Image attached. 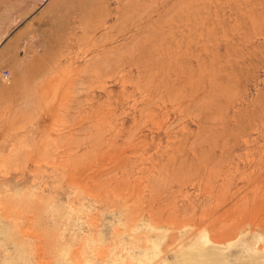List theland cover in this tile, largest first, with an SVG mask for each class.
<instances>
[{
	"label": "rangeland",
	"instance_id": "obj_1",
	"mask_svg": "<svg viewBox=\"0 0 264 264\" xmlns=\"http://www.w3.org/2000/svg\"><path fill=\"white\" fill-rule=\"evenodd\" d=\"M137 1L0 0V264H185L198 226L150 218V192L172 184L175 214L196 223L215 197L244 205L245 180L264 177V130L250 129L264 124V0H155L146 22ZM158 80L197 90L191 110L159 106ZM210 101L221 107L197 116ZM202 145L222 173L208 200L178 188L170 159ZM250 248L249 234L202 245L206 264H243Z\"/></svg>",
	"mask_w": 264,
	"mask_h": 264
},
{
	"label": "bare ground",
	"instance_id": "obj_2",
	"mask_svg": "<svg viewBox=\"0 0 264 264\" xmlns=\"http://www.w3.org/2000/svg\"><path fill=\"white\" fill-rule=\"evenodd\" d=\"M136 1L137 0H135V3H136ZM148 1H149L148 5L143 10L141 16L138 17V18L142 19L143 22L149 21L152 18V15L154 13H158L156 11V8H154V6H153V3L155 2V0H148ZM159 1H160L162 6H165L169 2V0H159ZM160 3H158V4H160ZM155 5H157V4H155ZM246 9H248V8H246ZM231 12H232V10H231ZM138 13H139V10H138ZM133 15L134 14H132L131 16H133ZM160 16H162V13ZM128 20H130V18ZM138 20L139 19L134 20L133 22H136ZM102 23L104 24V20L102 21ZM139 25H140V22H138V23L136 22V23H133L132 26H133V28L136 27V30H138V29H140ZM179 28L181 29V27H179ZM252 28L255 29V27H252ZM181 31H182V29H181ZM188 37H189V35H188ZM175 42H177V41H175ZM216 42H218V41H216ZM263 42H264V39H263ZM177 50H179V49H177ZM135 52H137V51H135ZM230 52H232V51H230ZM245 55H243V56H245ZM224 56L225 55H223V57ZM232 60H233V58H232ZM118 61L119 62H117L115 65L117 67L121 66V60L119 59ZM229 61L231 62V60H229ZM235 61H237V60H235ZM193 62H195V61H193ZM231 65H236V64L233 63ZM231 65L230 66L228 65V66L231 67ZM228 66H226V67H228ZM219 67H221V66H219ZM242 67H244V66H242ZM214 69H215V67H214ZM198 71H200V70H198ZM233 72H235V71H233ZM152 73H154V72H152ZM153 75H155V74H153ZM198 75H199V73H198ZM163 81H164V79H163ZM181 83H183V82H181ZM160 85H161L160 80H158L155 84H152L149 86L150 91L156 90L158 92V93L157 92L156 93L160 94L161 98H164L161 101V103L158 102L159 106L162 103L169 102L171 107L176 106L177 108L180 107V108L185 109V110H191L190 108L192 106H190V105H193V102L195 101V98L197 96V90H194L193 92H191V90H192L191 87H188L186 85H182L181 87H172V86L166 87L165 91L163 92L161 90H157V89H159ZM208 90H209V88H208ZM235 90H233V91H235ZM229 93H231V92H229ZM206 100H208V98ZM217 103L210 101L206 105L204 104L203 106H199L201 108L196 107V109H195L196 115L199 116V114H202L201 112L206 113L207 110H210L209 108H211V105L213 106L214 104H215L214 108H216V110L219 109V107H221L220 106L221 104H219V103L217 104ZM201 104H202V102H201ZM163 106L165 107V105H163ZM178 115H179V113H178ZM182 116H180V117H182ZM197 116H195V117H197ZM180 117H179V119H180ZM205 117L207 118V116H205ZM183 119H184V117H183ZM253 125H255V124H253ZM157 126H159V125H157ZM245 127L246 126H242V127L239 126L240 131H238V133H236V136L238 138H241V137L243 138L246 135L247 129H245ZM163 128H164V126H163ZM250 129H254V130L256 129L257 131L264 130V124L260 122V125H255L254 127H251ZM168 132H167V134H168ZM164 133H165V131H164ZM227 136L228 135H226V137ZM224 137H222V138H224ZM221 141H223V140H221ZM223 142H221L222 144L220 143L222 146H219V149H218L219 156H222L223 154L226 153L225 151H227L226 150L227 147L225 148V146H224L226 144H224ZM95 144H97V143H95ZM128 144L129 145H127V147H125L126 150L121 151V155L126 156V154H128V152L130 153L133 151L132 146H130L131 144L130 143H128ZM132 145H134V144H132ZM166 146H168V145L166 144ZM214 148H215L214 145H212V146L202 145L198 149H192L190 156H188L186 152L183 151V153H181V150H178L170 158L172 164L179 163V162L182 163L181 166L173 169V171L177 174L180 173V171H182V173H183V175L181 174L182 176L180 178V182L177 184L178 188H180L181 185L185 184L186 182H190L193 187L195 186L197 189L202 191L203 195L204 194L206 195V198H204L205 200L209 199V197H207V196L209 194H211L218 186H220L221 183H219V181L221 179L217 178V177L222 174L221 170H218L217 173L210 174L216 168V165L219 163L218 162L219 159H216L215 157L212 156V154L215 153ZM261 159H263L262 155H260L258 157V160H261ZM177 160H178V162H177ZM263 163H264V160H263ZM235 167H236V165H235ZM211 175H213V177L210 179V182H208L209 177ZM245 182H246V184L244 185L243 189L241 190L243 192V195H244V197L241 198V199L245 200L244 205H236V206L233 205L232 207L225 209L224 206L227 203L225 201V199H222V198L220 199V198L215 197V201L212 204H209L210 207L208 208V210H202V212H201L202 215H200L201 218H199L196 223L192 219H189V218H187V219L183 218L181 220H180V218H178L179 216L177 214H175L176 213L175 208H177V207L174 206V202H173V194H172V190H171L172 184L163 183V185H161L159 188L153 190V192H150V196L152 193L153 197L151 198V200H149L150 204H149V206H148L149 208L147 210L148 216L150 217L154 213V211H156V210L165 211L166 218L160 219V220L165 222L167 227L170 229H176V228H179L180 226H184V225L193 226L196 224L198 226V229L194 228V227L193 228L195 230H197L199 232V234L201 235L200 236L201 241L200 242L197 241L194 245H192L190 247L191 251L195 250V252L194 251L189 252L188 255L182 257L185 264H206L207 260L212 262L213 259H215V258L210 257L212 252H210L206 249H202L203 244L205 245L206 243H214V244H219V245L224 244L227 246V245H230V243L237 236L245 235V234H249V236L252 237L253 248H250V249H252V251L256 252L257 255H255V254L252 255L251 258L248 261L244 262L243 264H264V260H258V258L260 256H264V177L254 178L252 180L246 179ZM201 185H205V186L201 189ZM248 193H249V197H248ZM221 209H222V211H220ZM208 218H209V220H208ZM187 223H189V224H187ZM156 239H158V238L156 237ZM156 239L152 240V250H151L152 255L156 254L155 250L158 248V242L156 241ZM167 240L171 241L172 239L170 237H168ZM145 254H146V252L144 253V255ZM201 257H203L204 259H201ZM147 258L150 259L151 257L148 256V257H146V259ZM138 261L140 263L142 262L141 260H138Z\"/></svg>",
	"mask_w": 264,
	"mask_h": 264
},
{
	"label": "built area",
	"instance_id": "obj_3",
	"mask_svg": "<svg viewBox=\"0 0 264 264\" xmlns=\"http://www.w3.org/2000/svg\"><path fill=\"white\" fill-rule=\"evenodd\" d=\"M7 74H8L7 70H3V71H2V76H3V77H7Z\"/></svg>",
	"mask_w": 264,
	"mask_h": 264
}]
</instances>
